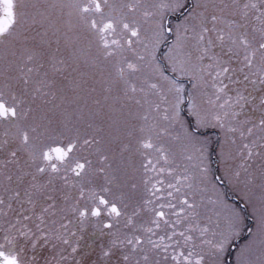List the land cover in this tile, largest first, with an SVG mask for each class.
I'll return each instance as SVG.
<instances>
[{"label":"snow or ice","instance_id":"6c2138e0","mask_svg":"<svg viewBox=\"0 0 264 264\" xmlns=\"http://www.w3.org/2000/svg\"><path fill=\"white\" fill-rule=\"evenodd\" d=\"M0 264H264V0H0Z\"/></svg>","mask_w":264,"mask_h":264}]
</instances>
